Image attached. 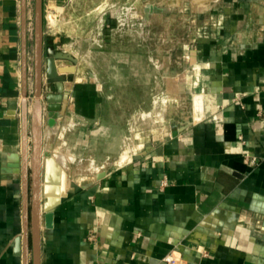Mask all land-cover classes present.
I'll list each match as a JSON object with an SVG mask.
<instances>
[{"label": "crops", "instance_id": "0c3cea01", "mask_svg": "<svg viewBox=\"0 0 264 264\" xmlns=\"http://www.w3.org/2000/svg\"><path fill=\"white\" fill-rule=\"evenodd\" d=\"M28 1L25 84L22 0H0V264H25L24 112L29 124L34 102ZM224 12L194 51L191 107L101 178L62 184L50 224L42 218L41 264H264V0H227ZM50 46L61 50L45 35V61ZM123 48L113 60L129 83L130 42ZM56 62L78 71L79 62ZM65 85L67 112L56 124L78 126L92 141L126 126L129 111H104L117 95L102 80ZM48 123L46 116L45 145ZM28 144L30 154V133Z\"/></svg>", "mask_w": 264, "mask_h": 264}, {"label": "rangeland", "instance_id": "374dc122", "mask_svg": "<svg viewBox=\"0 0 264 264\" xmlns=\"http://www.w3.org/2000/svg\"><path fill=\"white\" fill-rule=\"evenodd\" d=\"M28 2L34 42L35 0ZM226 3L227 0H45L46 37H52L55 45L73 53L79 62L78 71L74 69L75 73L68 75L72 77L70 83L102 80L107 94L118 96L110 98L114 102L107 99L110 103H106L104 111H129L124 128L101 130L98 141L86 138L78 126L60 124L55 133H50L48 123L46 144L50 143L53 151L47 160L52 164L50 173H59L52 176L51 184L61 182L62 189V184L66 188L73 183L81 187L93 181L106 168L122 164L142 150L146 139L191 107L189 90H193V76L199 69L194 51L211 28L223 24ZM127 42L134 59L131 81L124 83L123 68L118 66L117 71L113 56H122ZM139 57L145 65H139ZM194 102L196 108L201 106V94L195 95ZM57 150L67 155V167L55 154ZM47 201L50 203V198Z\"/></svg>", "mask_w": 264, "mask_h": 264}, {"label": "water", "instance_id": "95a60500", "mask_svg": "<svg viewBox=\"0 0 264 264\" xmlns=\"http://www.w3.org/2000/svg\"><path fill=\"white\" fill-rule=\"evenodd\" d=\"M23 24H24V58L23 78L27 84V0H22ZM34 79L33 93L34 102L30 114V126L28 114L24 112V139H23V186H24V216H25V264H41L42 244V218H46L47 225L53 216V206L48 205L47 198L50 196V184L47 183L46 161L49 152L44 144V119L47 116L49 124L53 125L56 118L67 112L68 94L65 82L71 80L68 76L74 71L71 68H58L57 60H70L73 64L78 62L77 57L66 50H56L50 46L47 48L48 57L44 59L45 52V30H44V0H35L34 9ZM27 86V85H26ZM56 88L58 98L56 101L51 89ZM57 95V94H56ZM28 96V91L24 92ZM66 96V95H65ZM64 101V102H63ZM27 104V103H25ZM30 127V130H29ZM28 133L31 135V153L29 154ZM105 172L98 174V178L104 176ZM61 193L59 194V196ZM45 199V200H44ZM45 210V211H44ZM31 250V260L29 252Z\"/></svg>", "mask_w": 264, "mask_h": 264}, {"label": "bare ground", "instance_id": "6f19581e", "mask_svg": "<svg viewBox=\"0 0 264 264\" xmlns=\"http://www.w3.org/2000/svg\"><path fill=\"white\" fill-rule=\"evenodd\" d=\"M174 85V84H173ZM72 124H73V122H71ZM57 128H58V124H53V125H50V133H55L56 132V130H57ZM46 149V151L47 152H52L53 151V146L50 144V143H48L47 145H46V147H45ZM51 149H52V151H51ZM67 152H69L68 150H67ZM51 154V153H50ZM55 154L57 155V157H58V159L60 160V162H61V164H63L64 165V167H67L68 165H67V158L68 157H66L67 155L65 154V153H62L61 151H59V150H57L56 152H55ZM47 163H49L48 165L49 166H47V170H46V174H47V183L48 184H50V186H49V189H50V196L48 197V198H51L52 196H54V197H57V199H56V201L58 200V198L60 197L59 196V194L61 193V182H58V184H57V186H54L53 184H51L52 182V176L55 174V176H56V174H59V173H50L51 171H50V166L52 165L51 164V160L49 159V160H47ZM54 164V163H53ZM55 166V165H54ZM101 170V169H100ZM97 173H99L98 171H97ZM96 173V174H97ZM55 203V202H54ZM54 203H51V206H53V204Z\"/></svg>", "mask_w": 264, "mask_h": 264}, {"label": "built area", "instance_id": "2783aa9c", "mask_svg": "<svg viewBox=\"0 0 264 264\" xmlns=\"http://www.w3.org/2000/svg\"><path fill=\"white\" fill-rule=\"evenodd\" d=\"M219 24H221V21L219 22ZM28 28L30 30V33L32 34V31H33V22H32V18L29 17L28 19ZM208 34V33H207ZM26 99V98H25ZM249 164L251 165H256L259 161V158L255 155H251V156H248L247 157V160H246ZM166 183V181L164 180V184ZM167 260H173V257L172 256H168L167 257Z\"/></svg>", "mask_w": 264, "mask_h": 264}]
</instances>
